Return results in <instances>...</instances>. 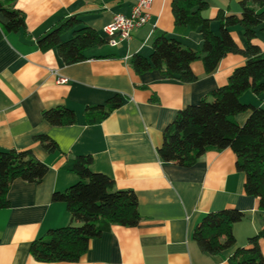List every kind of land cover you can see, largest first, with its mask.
Instances as JSON below:
<instances>
[{"label": "crops", "instance_id": "1", "mask_svg": "<svg viewBox=\"0 0 264 264\" xmlns=\"http://www.w3.org/2000/svg\"><path fill=\"white\" fill-rule=\"evenodd\" d=\"M205 1L202 15L210 19L215 33H219L218 12H241L242 0ZM135 2L16 0L26 31L0 38V149H30L47 165V172L38 183L17 178L10 184L8 205L0 208V264H235V251L264 228V210L258 208L257 198L244 192L245 175L236 169L230 148L208 149L189 167L163 162L157 153L162 130L177 111L226 85L233 70L244 63L243 55L228 53L209 73L201 60H194L191 69L197 79L190 83L165 78L155 70L135 73L130 58L148 56L159 33L195 51L201 49L197 29L175 26L172 0H153L147 9L148 22L134 29L129 39L87 49V59L81 62L64 64L55 50L41 51L36 44L37 37L69 17L106 39L102 28L115 14L128 15ZM229 32L240 48L247 46L239 25ZM255 43L264 51V30L258 31ZM58 77L67 81L58 83ZM115 94L123 96V104L100 122L89 123L86 108ZM239 99L264 107V94L246 90ZM58 106L71 109L75 123L54 126L42 118L43 110ZM249 113L234 119L242 125ZM38 135L49 136L57 148L46 151L34 139ZM78 155H90V169L111 177L115 189L134 192L140 220L132 227L111 225L89 242L76 262L37 261L29 251L30 243L70 221L65 203L53 201L52 195L79 179L65 167ZM224 208L244 214L232 226L235 244L217 255L203 253L192 238L193 229L204 214ZM259 246L264 255V239Z\"/></svg>", "mask_w": 264, "mask_h": 264}, {"label": "trees", "instance_id": "2", "mask_svg": "<svg viewBox=\"0 0 264 264\" xmlns=\"http://www.w3.org/2000/svg\"><path fill=\"white\" fill-rule=\"evenodd\" d=\"M16 0H0V38L8 32L26 31L24 14L15 7ZM239 15L218 12L219 33L212 31L210 19L202 15L205 0H172V14L176 27L197 29L202 36L201 49L185 47L175 38L157 34L148 56L134 54L129 61L137 74L158 71L165 78L183 83L197 79L191 63L201 60L205 72L215 69L228 53H239L245 61L229 76L228 83L210 92L196 104L177 111L162 130V144L157 153L163 162L181 167L192 166L208 149L220 151L230 148L235 155V167L245 175L244 192L257 198L258 208L264 210V107L240 101L246 90L264 94V51L255 43L259 30H264V0H242ZM239 25L247 42L240 48L230 35L229 28ZM70 32V37L63 36ZM106 43L94 29L76 17H69L54 25L36 39L41 51L55 50L64 64L87 59L85 51ZM119 94L105 103L88 106L89 123H97L123 104ZM250 111L239 125L234 116ZM42 118L54 126L75 123V113L65 107L43 110ZM48 152L57 145L47 135L34 137ZM90 155H78L66 163L79 179L63 192H54L53 201L65 203L70 215L67 225L50 229L45 237L30 243L33 258L41 262H76L87 251L89 242L109 231L111 225L136 226L140 220L137 198L132 190L115 189L114 181L104 173L90 169ZM47 172V165L38 160L30 149H0V208L7 207V192L13 180L19 178L38 183ZM244 214L235 208H224L202 216L192 232L198 248L211 255L235 244L232 226ZM264 228L248 238L247 246L235 251V264H264L259 240Z\"/></svg>", "mask_w": 264, "mask_h": 264}, {"label": "built area", "instance_id": "3", "mask_svg": "<svg viewBox=\"0 0 264 264\" xmlns=\"http://www.w3.org/2000/svg\"><path fill=\"white\" fill-rule=\"evenodd\" d=\"M152 2L153 0H136L128 15L115 14L112 20L102 28L106 36V43L110 46H116L120 42L129 39L134 29L145 25L149 19L147 9ZM56 81L65 83L67 79L58 77Z\"/></svg>", "mask_w": 264, "mask_h": 264}, {"label": "rangeland", "instance_id": "4", "mask_svg": "<svg viewBox=\"0 0 264 264\" xmlns=\"http://www.w3.org/2000/svg\"><path fill=\"white\" fill-rule=\"evenodd\" d=\"M70 37V34H67L65 36H63V39H66V38H69Z\"/></svg>", "mask_w": 264, "mask_h": 264}]
</instances>
